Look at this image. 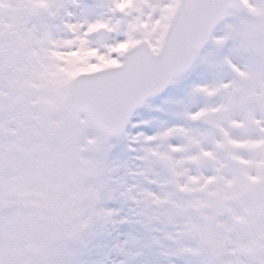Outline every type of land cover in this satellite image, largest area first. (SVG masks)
I'll list each match as a JSON object with an SVG mask.
<instances>
[{
  "label": "rangeland",
  "instance_id": "374dc122",
  "mask_svg": "<svg viewBox=\"0 0 264 264\" xmlns=\"http://www.w3.org/2000/svg\"><path fill=\"white\" fill-rule=\"evenodd\" d=\"M16 1L0 0V261L143 264L154 255L175 264L183 247L185 264H264V170L253 161L264 156L253 153L264 127V0H242L245 11L228 14L192 68L132 116L133 126L151 123L172 108L168 127L185 130L178 150L157 139L164 129L139 147L125 131L80 134L87 120L62 108L76 71L113 66L140 40L156 51L177 0H89L85 12L78 0H22L38 11L33 20ZM90 26L97 47L81 38ZM9 43L23 51L15 71L1 54ZM200 85L217 90L197 93ZM215 111L228 121L203 120ZM158 153L179 161L181 175Z\"/></svg>",
  "mask_w": 264,
  "mask_h": 264
},
{
  "label": "snow or ice",
  "instance_id": "6c2138e0",
  "mask_svg": "<svg viewBox=\"0 0 264 264\" xmlns=\"http://www.w3.org/2000/svg\"><path fill=\"white\" fill-rule=\"evenodd\" d=\"M180 9L176 16L172 33L169 39L164 55L159 60H153L150 57L142 54H137L129 57L123 67L110 74H103L93 80H86L82 82L77 88V101L87 110L95 112L101 119H117L119 114L126 105L134 102V97L141 90L156 91L158 85L156 80L163 74L170 60L179 61L189 47H194L200 39V36L214 22L216 15L221 10V0H179ZM222 41H218L220 43ZM216 88H210L205 85L197 86L195 91L197 93L212 94ZM172 108L158 113L151 123L136 124L133 126L132 121H128L124 126V131L127 135L132 136L136 141L137 147L142 143L141 138H152L157 133L158 129H164L159 132L157 139L162 143H167L172 146L173 150H178L179 137L175 133L184 134L183 128H171L168 125H175L173 123L174 117ZM204 110L192 115L195 119L197 116L203 115ZM190 115V114H189ZM169 137H172L169 139ZM189 142L192 137L188 136ZM117 149V154H118ZM154 151V150H153ZM209 153L205 152V155ZM161 162H166L174 175H181L175 172L176 165L179 161L173 160L166 153H158ZM191 159H195L192 157ZM160 168V165H157ZM164 175L160 171V177ZM195 177H189V180H195ZM132 179L125 178V183H132ZM142 186L152 191L148 194L153 196L159 202L160 197L155 193L158 191L155 184H150L147 181L142 182ZM183 188V185H180ZM111 205H119L120 199L117 196L114 200L109 202ZM190 250L187 248L177 249L174 257L175 264H185V259L189 255ZM155 256H146L143 259V264H154ZM0 264L4 262L0 261Z\"/></svg>",
  "mask_w": 264,
  "mask_h": 264
},
{
  "label": "bare ground",
  "instance_id": "6f19581e",
  "mask_svg": "<svg viewBox=\"0 0 264 264\" xmlns=\"http://www.w3.org/2000/svg\"><path fill=\"white\" fill-rule=\"evenodd\" d=\"M15 5H16L15 7H16L17 10H18V9H23V10H24V14H25L27 17H29V19H31V20H33V19L35 18L36 14L38 13L37 10H31V9L27 6L26 2H24V1H22V0H18V1H16ZM76 5H77V8L83 10L84 12L86 11V8H85L86 5L82 3V0H78V2H76ZM73 12H74L75 15H76V11H75L74 9H73ZM150 15H151L152 20H155V18H156V14H154L153 12H151ZM153 24H154V23H153ZM90 37H91V35H90L88 38H90ZM65 55H66V56H71L72 53L69 52V51H65ZM19 72H20V71H19ZM19 72H17V73H19Z\"/></svg>",
  "mask_w": 264,
  "mask_h": 264
},
{
  "label": "water",
  "instance_id": "95a60500",
  "mask_svg": "<svg viewBox=\"0 0 264 264\" xmlns=\"http://www.w3.org/2000/svg\"><path fill=\"white\" fill-rule=\"evenodd\" d=\"M233 6V5H232ZM233 8H236V9H240L238 6H233ZM14 51L15 52H17V50L14 48ZM188 66H185V68H182L181 70H179V71H177V72H172V74H171V76H173V75H177V74H180L181 72H183L186 68H187ZM175 70V68H172L171 69V71H174ZM137 98V97H136ZM145 98H143V99H137V100H135L134 99V102L133 103H131V104H129V106L131 107V109L134 107V106H136V105H138L141 101H143ZM70 99H69V102H68V109L69 110H71L70 109ZM83 110L84 109H78V112H74V111H72L73 113H80V112H83ZM90 120H91V122H92V124H96V125H98V127H100V126H102L103 124H101L98 120H97V115H90ZM101 128V127H100Z\"/></svg>",
  "mask_w": 264,
  "mask_h": 264
}]
</instances>
